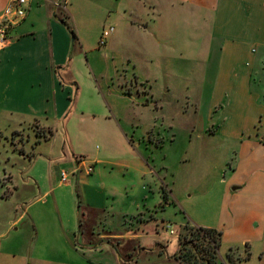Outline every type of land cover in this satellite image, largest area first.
<instances>
[{
    "label": "rangeland",
    "instance_id": "374dc122",
    "mask_svg": "<svg viewBox=\"0 0 264 264\" xmlns=\"http://www.w3.org/2000/svg\"><path fill=\"white\" fill-rule=\"evenodd\" d=\"M141 1L57 0L69 37L56 67L68 107L47 127L11 133L0 120V264H174L180 241L201 242L188 233L195 226L222 232L216 264H262L260 243L231 210L225 187L247 167H255L251 182L264 180L257 163L264 146L246 155L249 141L202 132L217 128L196 100L205 68L196 47L204 42L180 44L181 24L191 19L179 11L164 10L145 30L134 22L151 23ZM253 49L251 86L260 91L264 45ZM234 111L244 120L255 113ZM78 159L83 167L73 174Z\"/></svg>",
    "mask_w": 264,
    "mask_h": 264
},
{
    "label": "crops",
    "instance_id": "0c3cea01",
    "mask_svg": "<svg viewBox=\"0 0 264 264\" xmlns=\"http://www.w3.org/2000/svg\"><path fill=\"white\" fill-rule=\"evenodd\" d=\"M13 1L0 0V21L4 9ZM56 2L26 0L24 17L12 27L10 41L0 50V120L8 123L11 133L22 131L24 124L45 126L51 119L64 118L68 107L67 88L60 81L56 67L65 61L69 37L60 23L64 19ZM140 4L146 14H152L151 23L146 17L134 20L143 23L145 30L155 25L164 10L179 11L191 19L181 24L180 44L195 40L198 46L199 36L204 42L196 47L205 63L196 100L204 104L210 124L215 121L217 128L212 133L205 132L204 125L202 132L236 139L241 145L249 141L246 155L253 153L254 145L264 146V90L251 86L253 48L264 45V0H143ZM184 51L180 47V52ZM237 106L243 112L249 106L254 107L253 119L244 120L245 113L236 116ZM236 117L240 121L232 126V119ZM82 163L78 159V164ZM257 163L259 174L264 178V156ZM230 167L233 172L237 170L235 166ZM253 168L247 167L245 176L229 182L225 195L231 210L235 207L241 214L239 220L253 230L264 264V180L251 182ZM9 176L11 181L6 186L14 188ZM12 193L9 191L5 196Z\"/></svg>",
    "mask_w": 264,
    "mask_h": 264
},
{
    "label": "trees",
    "instance_id": "16d2710c",
    "mask_svg": "<svg viewBox=\"0 0 264 264\" xmlns=\"http://www.w3.org/2000/svg\"><path fill=\"white\" fill-rule=\"evenodd\" d=\"M71 32L73 33L72 29ZM162 196L164 200H166V193L163 188H162ZM91 219L93 218L91 217ZM83 227L84 226L82 224V220L80 217L79 218L80 231L83 230L84 233H86L88 229H86V227L84 228ZM184 227H187V224H185ZM188 233L190 234L191 238L201 239V242L198 244L199 248L197 247L198 245L192 243V240L190 239L180 241L177 251L171 257H169L173 261V263L177 264L181 261H186L188 263L193 262L194 264H200L196 262V260H199L201 263L204 264H216L217 252L221 244L222 232L218 229L211 227L195 226V227H189ZM188 246L189 248H187ZM226 256L231 263H234L231 261V257L229 254H227ZM194 258L196 260L193 261Z\"/></svg>",
    "mask_w": 264,
    "mask_h": 264
},
{
    "label": "built area",
    "instance_id": "2783aa9c",
    "mask_svg": "<svg viewBox=\"0 0 264 264\" xmlns=\"http://www.w3.org/2000/svg\"><path fill=\"white\" fill-rule=\"evenodd\" d=\"M26 0H14L11 6H8L4 9L1 21H0V50L6 46L10 41V30L15 26L25 15L26 9L25 4ZM114 27L109 26L103 28L99 37V44H105L108 36L113 32ZM83 164H78L73 170V174L81 170ZM93 168L92 165H88L85 168V173L90 174ZM68 173L65 170L60 171V181L65 182L67 180ZM171 228V225H168L166 229ZM170 232L173 233V230L170 229Z\"/></svg>",
    "mask_w": 264,
    "mask_h": 264
}]
</instances>
